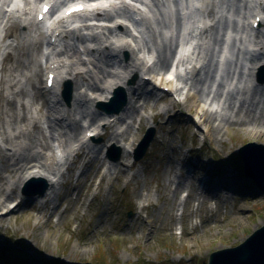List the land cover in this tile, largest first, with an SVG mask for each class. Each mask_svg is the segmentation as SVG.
I'll list each match as a JSON object with an SVG mask.
<instances>
[{"label":"rangeland","instance_id":"374dc122","mask_svg":"<svg viewBox=\"0 0 264 264\" xmlns=\"http://www.w3.org/2000/svg\"><path fill=\"white\" fill-rule=\"evenodd\" d=\"M220 2V12L215 20L213 18L214 28L208 33L211 34L209 38H212L213 47L202 49L201 56L203 55L207 62L218 58V52H214L218 34L222 39L226 29L234 31V19L241 15L246 6V0ZM261 8L264 10V5ZM230 15L233 17L230 18ZM16 26L17 24L9 29ZM154 27L157 26L154 24ZM107 31L99 32L96 37L100 40L93 44L108 42L110 38L116 40L118 31ZM261 31L264 32V25ZM139 37L134 45L140 48L148 47L147 40L141 33ZM162 37L157 35L159 45L153 46L157 58H154L155 64L151 70L156 74L165 69L163 62L170 60L166 55L167 47ZM258 38V43L264 45V35H258ZM62 44L70 61H79V56L71 45L68 46L67 40L62 41ZM127 50L128 61L121 65L119 58L110 57V50L102 49L98 54H86L89 61L84 71H88L90 64L92 66L90 74L84 78L89 80L90 85L87 86L80 78L73 82V88L76 89L73 94L75 100L71 102L72 106L68 110L72 121L74 119L77 125L81 114L87 113L91 100L101 94L100 91L95 92L90 88L91 78L98 79L99 87L105 90L102 82L108 72H117L123 77L122 70L129 64L137 67L129 80L131 81L134 74L137 78L131 85L123 81L127 90L145 92L147 86L151 85L141 83L142 78H147L145 72L148 70L144 67L145 61L139 58L142 54L132 49ZM261 52L263 55L258 59L264 61V48ZM0 53V73L4 77L6 71L15 65L18 54L6 45ZM240 56L243 60L244 55ZM107 63L109 66H106ZM27 65L18 70L23 72ZM69 66L71 63H68L67 69ZM215 66L213 63L212 67ZM212 67L206 66L200 74L192 75L189 79H179L183 85H188V90H185V100L183 97V102L178 103L180 106L174 107L173 110L167 107L162 112L158 111L167 99L158 100L147 95L149 100L146 104L144 100L136 101L135 108L122 114L114 120V125L107 129L99 127L97 122L101 121V117L97 113L89 116L92 121L88 122L84 129L93 125L99 135L105 133L102 137H96V140L101 141L98 140L91 147L100 148L106 145L111 134L116 131L119 140L131 141L138 138L140 141L148 127L155 129L154 139L144 156L132 167L119 164L115 167H103L100 155L99 162L92 159H97L98 153L95 151L93 155L85 156L82 160L79 157L78 163L70 165L74 162L73 152L67 162L70 167L66 166L62 170L55 195L52 197L24 196L14 186L17 180L7 185L3 182L1 187L8 189L7 194L10 195V189L14 193L10 195L9 201L0 207V264H4L10 257L14 259L15 252H22L20 254L26 257V261H23L22 255L18 258L20 264H42L40 260L47 263L53 262V259H59L63 264H207L210 253L238 246L262 227L264 193L253 190V182L243 176L239 165L241 163H237L239 160L235 153L248 143L264 145V87L249 89L242 86L226 89L227 72L234 69V65H229L226 66V78L218 81L219 84L211 91L213 76L208 78L207 71ZM30 76L33 78V84L27 90L34 88L33 96L38 95L36 87L42 86L40 61ZM1 86L0 105L6 106L9 102L15 106L16 100L3 90L4 81ZM81 86L83 89L78 91ZM27 90L24 91L26 95ZM158 94H161L160 91ZM172 95L176 98L178 96L175 93ZM221 97L223 104L229 105L230 109L212 113L213 121L206 123L201 116L207 112V108L199 102H213ZM28 98H20L18 101L32 103L33 99ZM194 101L200 106L198 103L193 104ZM8 109H11L9 105ZM142 110L148 114H143ZM3 112L5 116L6 111ZM138 116L139 124L142 123L140 131L139 125L134 126ZM1 120H4L3 116ZM227 122L233 125L224 127ZM216 127L224 128L218 134L213 130ZM75 134L76 132L73 136ZM107 145L109 149L112 142ZM48 146H51L49 140ZM120 157L127 165L126 156ZM206 167H210V170ZM205 173L211 179L208 182L209 191H203L198 181ZM0 174L4 176L3 172ZM42 186V183H37L27 192H38ZM184 193H188V196L182 201L180 199ZM12 202L14 204L10 205ZM45 232H48L47 236L44 235ZM18 246L23 250L20 251ZM2 249L9 250L12 256L5 257ZM100 251L104 255L99 253Z\"/></svg>","mask_w":264,"mask_h":264},{"label":"bare ground","instance_id":"6f19581e","mask_svg":"<svg viewBox=\"0 0 264 264\" xmlns=\"http://www.w3.org/2000/svg\"><path fill=\"white\" fill-rule=\"evenodd\" d=\"M189 1V6L187 9L188 11V16H187V23H185L183 27V38L187 39V45L184 46L181 51L180 55L183 59H185L187 62V69L188 72H185V68L183 67V64H179V69L181 72H185V74L193 75L195 74L193 70V66H199V64L202 62V58L198 57L200 54L196 57V49H197V33H198V28L197 26H205L207 25L208 27L211 26L213 23V18L210 15H205L207 10L212 6L214 10H217L215 13V17L217 14L220 12V0H188ZM134 5H139V3L135 1H131ZM39 1L33 6L36 7L38 5ZM249 6L251 7V10L255 11L256 14H262V12L254 7L253 1L249 3ZM26 7V3L24 0H16V2L13 4L12 9L10 10L7 19V22L14 20V16L18 14V9ZM186 11V10H185ZM141 17L143 18L144 24L141 26L143 30L147 28V25L150 23L151 20H154V15L151 12H148L146 9L143 8V12L141 14ZM233 17V15H230V18ZM163 18L165 16L163 15ZM250 18V17H249ZM248 18H244L239 20L240 24H244L238 33L240 36L244 37V42H245V47L246 49H250L255 51L262 50V46L260 47V43H258L259 38L255 35H253L254 31L248 30V27L245 25V20ZM251 19V18H250ZM75 20V19H73ZM25 21V20H24ZM26 22V21H25ZM24 22V23H25ZM49 25L48 28H44L43 26L35 25L31 22H29L26 26V31L21 32L20 28H13V33L11 36L9 35V30H5L3 28L0 31V51L2 48L6 45L9 46L13 52L18 54V59L15 61V65L11 67L8 72L6 71L7 74H5L4 77H2L0 73V88H2L1 84L4 81V87L3 90L6 91V93L10 94L13 99L16 101L14 102L15 105L16 103H20V98L23 100L27 99H33L32 105L30 106H24L21 105L20 108L15 107L12 105V103L7 102L6 106L5 105H0V168L1 172H3L4 176H1L0 174V207H2L5 203H7L10 199V195H12L14 192L12 189H10V195L7 194L8 189H4L1 187L2 183L4 182L5 185L8 183H11L12 180H17L14 183V186L17 189H20V187L27 181L33 180V179H42L43 181L46 182L47 184V190L43 196H32V197H38V198H46L47 196L52 197V195H55L56 192V186L58 185V178L60 175H62V170L65 169L67 165V161L70 158L72 150L79 145H82L85 140L84 133L86 132H93L91 130V126L87 129V131H84L83 134L81 135V129H79L80 125H77L74 122V119L72 121V117L70 114H63L62 111L59 109L57 105L55 106H49V100L48 98L51 96L52 92H47L45 93L43 91V87H37L36 90L39 93L38 95H34V88L32 90H27L32 87L31 85L33 84V79L30 76L31 71L33 68L37 66V63L39 60H45L47 62L46 64V71H48V65L55 64L56 59L59 58H65L63 54L55 57L50 53L52 51L53 47L46 45L45 47H42V44L46 41V39L49 38V34H51L52 26L50 24V21L47 22ZM174 24V22H173ZM172 24V26H173ZM262 26V25H261ZM87 31L86 27H82L81 31L84 32ZM97 30V29H94ZM148 31L146 30L145 33ZM208 30H205L204 33V39L202 42V46L205 48L207 47L210 42L212 41L210 38V41L208 42V37H206ZM121 34L127 35L128 32L122 30ZM165 34H173V30H165ZM150 35L148 34V37ZM11 38V39H10ZM151 38V36L149 37ZM10 39V40H8ZM81 39V38H80ZM231 39V34H228V40ZM84 42V45H87L88 42L94 43L98 42V38H95L93 41H88V40H81ZM120 41V40H117ZM38 42V43H37ZM31 43V45L29 44ZM119 43V42H117ZM28 44V45H27ZM39 46L36 48V46ZM92 45V44H89ZM221 44H215L214 49L218 51V54L220 57L221 56V68L219 70V74L224 73L223 71V60H225L227 57H236L234 53V48H229V46L222 52ZM81 47H83L81 45ZM44 48V51L47 55V57L44 56L42 53V49ZM145 48V47H144ZM99 47H95L92 52L95 54H98L99 52ZM210 49V47H209ZM258 49V50H257ZM192 51V53L189 52ZM199 51V49H197ZM146 51H140L139 53H145ZM42 53V54H41ZM149 61L152 62V57H153V51L152 55L147 52ZM1 59H2V54L0 53V65H1ZM165 59H167L165 57ZM245 62V71L248 73V75L251 74L249 78L250 84L253 83V75L256 72L257 68L264 66V61L262 59H255V60H248L246 57L243 58ZM75 62V63H73ZM62 63V62H61ZM71 67L69 68V76H74L75 82L78 77L82 78V82L87 83L86 85L89 84V80L84 78L85 76L87 77L88 74H90L89 71H82L85 68V65L81 63L80 61H74L71 60ZM25 64L27 65V69L24 70L23 72H20L18 69L21 68V66H24ZM168 61L166 60L163 62L162 65H166L167 67ZM106 66H109L107 63ZM165 67V68H166ZM136 69L137 67H132L130 65H127V68L123 70L125 73H130L133 72V69ZM157 68V67H156ZM161 69V67H160ZM46 72V73H47ZM166 72V71H165ZM25 73V74H23ZM102 74L104 72H101ZM159 73H164L162 69L160 70ZM156 74L154 71L148 69V73L145 75L147 77H151L152 79H155L156 75L158 77H161L162 74ZM101 74V75H102ZM156 74V75H154ZM15 75V76H14ZM154 75V76H153ZM120 77V76H119ZM116 76L115 74L108 72V75L106 76V79L102 82L103 86H105V90H101L99 87V84L97 82L98 79H94L92 81L90 88L95 90V92H101V94L94 98L96 101H102L103 103H107V100L110 98V95L115 88H124L123 86V79L124 77ZM222 76L218 75V78H221ZM104 78V76L102 77ZM68 85L71 86L73 84V81H70ZM149 83V82H148ZM233 83L240 84V77L236 76L235 78H228L225 87L230 88ZM152 84L151 80L150 83ZM24 85V86H23ZM57 85V84H56ZM258 85V84H257ZM151 86V85H150ZM160 86L167 87L169 90L173 89L172 88V83L162 80ZM259 87H264V84H259ZM83 86L78 89V91L82 90ZM138 89V88H136ZM140 89V88H139ZM17 90V91H16ZM28 91V94L26 95V92ZM76 90L72 86V91L74 92ZM141 90V89H140ZM137 90V93L135 91L130 92L125 88V94H126V103H125V109L122 110V113L120 115H115L114 109L112 108L113 106H107V112L109 113L108 116L103 117L104 115H100L101 121H108V120H115L120 118L122 114H125L128 110L135 108V103L138 100H144L145 104L149 98L147 97L146 92H140ZM41 94V95H40ZM26 95V96H25ZM73 95V94H72ZM70 96V99L74 101V96ZM24 96L25 98H23ZM33 96V98H31ZM222 98L217 99L211 103H207L206 101H201L199 102L204 108H213L217 112H221L228 108L230 109L229 105L223 104L221 107L220 101ZM40 101V102H39ZM39 103L42 106L40 110L37 111V108L39 107ZM197 101H194L193 104H197ZM198 103V106H200ZM8 105L11 107V109H8ZM106 107V106H105ZM144 107V105H143ZM64 108H69L68 106H64ZM46 111V115H43V111ZM221 110V111H220ZM6 111V115L4 116V112ZM143 111V110H142ZM11 113V115H9ZM144 114L147 112L144 110ZM213 112L207 109V112L203 114L201 117L204 118L206 123L210 122L211 120L213 121L214 115L212 114ZM246 115H251V114H246ZM4 117V120H1V117ZM53 116L57 117V125L52 126L53 122L49 119L52 118ZM88 115L81 114V118L83 122H86V117ZM13 120V122H12ZM76 121V120H75ZM120 121V120H119ZM118 121V122H119ZM216 121V119H214ZM40 123L42 125H48L46 129H42L39 125ZM147 123V122H146ZM111 126L112 124L108 123L105 124L104 126ZM228 125H233L230 122L225 123L224 127ZM142 124L140 125V127ZM57 127V128H56ZM78 127V129H76ZM224 127H216L213 128L218 134L223 130ZM38 129L42 131H37ZM42 132V133H40ZM74 132H76L75 137L73 136ZM73 133V134H72ZM41 134V135H40ZM45 134V135H43ZM37 135V136H36ZM48 135V136H47ZM81 135V136H80ZM73 137V138H72ZM48 140L51 143V146H48ZM88 140H94V138L88 139ZM109 142H112L113 145H117L118 147L121 148V155L126 156L128 159V163L131 162L130 155L132 153V150L134 149V146L136 143H139V139H132L131 141H123L119 140V134L113 132L109 138ZM123 143V144H122ZM57 144V147L59 150H61L64 154H66V159L63 164H60L58 159L55 157L53 151H52V145ZM106 144V143H103ZM107 144L103 145L98 149L97 151L95 149H88L89 153H98L101 154L104 149L107 148ZM83 146V145H82ZM85 148L83 147L82 150ZM81 154H84L83 152ZM93 155V154H92ZM68 156V158H67ZM95 159V160H94ZM93 160L98 162V158L96 159L93 157ZM112 167H115L117 164H111ZM114 165V166H113ZM9 173V174H7ZM7 174V176H5ZM13 184V183H12ZM181 186H177V188H180ZM207 194V193H205ZM214 195V194H212ZM65 199V197H64ZM14 202L10 203V205H13ZM9 208V207H8ZM7 208V209H8ZM6 215V213H5ZM5 218V216L3 217ZM48 232H45L44 235L47 236Z\"/></svg>","mask_w":264,"mask_h":264},{"label":"water","instance_id":"95a60500","mask_svg":"<svg viewBox=\"0 0 264 264\" xmlns=\"http://www.w3.org/2000/svg\"><path fill=\"white\" fill-rule=\"evenodd\" d=\"M260 82H264V69H262L260 73ZM65 96L67 103H69V97H67V94ZM124 104L125 97H123L122 103L117 104L114 108V113H119ZM154 135V128L147 131L138 146L137 155L135 157L136 161L144 156L150 143L154 139ZM237 153L242 160L244 176L252 180L259 191L264 193V145L248 143L239 148ZM32 183H35V181L31 180L26 185L24 190L25 194H28L27 189ZM46 188L47 184L44 183L38 195H43ZM207 264H264V225L255 230L238 246L210 253Z\"/></svg>","mask_w":264,"mask_h":264},{"label":"trees","instance_id":"16d2710c","mask_svg":"<svg viewBox=\"0 0 264 264\" xmlns=\"http://www.w3.org/2000/svg\"><path fill=\"white\" fill-rule=\"evenodd\" d=\"M236 154V153H235ZM239 156V155H238ZM237 155H236V157H237V159L239 160L237 163H241L242 164V160H241V158L240 157H238ZM241 164H239L240 165V167L242 168V166H241ZM23 250V249H22ZM21 250V251H22ZM20 253H22V252H20ZM99 253H102V255H104L103 254V252L102 251H100ZM23 254H25V253H23ZM19 256H21L22 254H18ZM97 257H98V255L96 256V258H95V260H97ZM21 258L23 259V261H26V257H25V255H22L21 256ZM13 260V258H10L8 261H12ZM104 260V259H103ZM16 263H19L20 264V262L18 261V260H14ZM40 262L42 263V264H63V262L62 261H60L59 259H53V262L52 261H48L47 263L45 262V261H43V260H40ZM22 264V263H21ZM136 264H143V262L142 263H136Z\"/></svg>","mask_w":264,"mask_h":264},{"label":"snow or ice","instance_id":"6c2138e0","mask_svg":"<svg viewBox=\"0 0 264 264\" xmlns=\"http://www.w3.org/2000/svg\"><path fill=\"white\" fill-rule=\"evenodd\" d=\"M74 10H77V11H78V10H80V9H74Z\"/></svg>","mask_w":264,"mask_h":264}]
</instances>
